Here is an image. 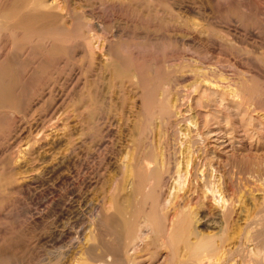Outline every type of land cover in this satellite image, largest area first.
I'll return each mask as SVG.
<instances>
[{"label": "rangeland", "instance_id": "obj_1", "mask_svg": "<svg viewBox=\"0 0 264 264\" xmlns=\"http://www.w3.org/2000/svg\"><path fill=\"white\" fill-rule=\"evenodd\" d=\"M60 5L64 15L76 10L74 12L78 19L74 21L68 16L51 25L44 19L34 25H19L14 16L2 17L3 24L0 19V25L3 26L0 27V40L4 41L2 44L0 42L4 46L0 63L11 57L10 60L14 59L15 62L12 61L19 64L11 75L15 93L18 91L21 97L25 96L21 99L23 104L20 105V112L16 110L10 114L6 109H0V197L10 200L7 208L0 211V264H61L64 260H59L58 263V258H52L60 249L71 253H68L71 261L65 258L63 264H77L79 258L76 256L80 257L82 245L75 244L74 238L78 235L88 237L86 223L89 224V219L99 209L94 202L98 198L108 197L111 192L114 166L123 165L131 153L144 155L149 149H154V146L155 154L162 157L160 160L157 157L154 161H157V165H163L161 170L165 178L168 176V170H165L173 166L172 151L175 156H180L182 170L184 160L195 155L194 158L198 156L202 161L206 160L209 168L206 166V181L212 182L218 195L223 191L222 188L226 190L223 194L230 202L225 218H222L217 193L211 195L208 191L207 198L200 194V188L196 190L198 195L190 205L194 207L184 209L189 212L192 210L194 220L199 221L202 211L211 220L206 227L201 224L202 220L196 222L198 231L200 229L204 235L218 233L221 220L225 221L227 218L232 223L228 239L229 236L232 239L224 240L225 243L220 242V245L226 244L227 248L234 249L239 243L242 244L246 233L251 237L246 245L250 249H261L260 255L242 252L246 253L247 258L242 253H235V259L231 257L230 261L227 258L228 261L226 259L223 264H230L232 261L233 264H263L264 0H61ZM19 9L26 10L28 7ZM44 29H47L46 35L56 31L54 33L61 32L67 36L59 53L50 59L49 56L44 58V43L35 41L44 33ZM96 32L98 36H93L92 33ZM26 38L33 41L26 43ZM89 40L96 42L92 55ZM19 50L22 52L21 56L24 54L22 57ZM108 52H111L110 55ZM27 53L37 61L44 58L47 65L39 67V72H30V69L22 67L28 61ZM61 53L64 54L57 56ZM133 66L136 69L133 70ZM198 66L201 72H206L195 74L193 69L200 71ZM140 77L143 78L142 83H139ZM203 77L211 82L218 78L217 81L222 80L220 84H226L227 80L232 83L235 79V90H241L238 94L236 91V97L225 94L222 99L214 95L212 89L206 90L207 93H201V90L197 93L191 91L190 102L187 97H180L187 94L188 89H192L191 82H200ZM156 87L157 90L165 88L166 92L170 90L167 94L173 102H179L181 106L183 103V107L188 102L187 105L193 108L191 111H183L185 115H181L184 117H173L171 123L162 125L159 115L153 117V122L152 119L150 122L146 121L145 110L153 106L149 92ZM179 97L181 101L175 100ZM201 98H208L206 108L200 105ZM179 117L182 120H178ZM151 123L153 126L148 125ZM222 143H230L233 151L230 147L222 151ZM198 158L196 161L200 162L201 159ZM120 170L122 172V168ZM120 176L123 177L122 173ZM198 197H202L203 202ZM177 202V199L173 201ZM145 206L146 210H150L149 203ZM172 208L169 215L175 212ZM192 208L199 209L197 211ZM155 209L158 211V208ZM258 219V224L253 223ZM251 223L256 225L252 226ZM244 229L247 232L242 234ZM230 231L236 232L229 233ZM237 232H240L239 236ZM146 235L149 241L152 233L147 231ZM95 240L91 239L90 242ZM218 240L219 236L216 237L217 244ZM179 245L184 250L180 249L177 259L182 261L186 258L182 255L181 259L183 251L184 255H189L184 244ZM164 246L163 243L156 260L160 262L155 264H166L169 260L168 249ZM74 252L79 255L75 256ZM147 252L144 249L141 253L148 256ZM146 263L148 264L147 260L142 264Z\"/></svg>", "mask_w": 264, "mask_h": 264}, {"label": "bare ground", "instance_id": "obj_2", "mask_svg": "<svg viewBox=\"0 0 264 264\" xmlns=\"http://www.w3.org/2000/svg\"><path fill=\"white\" fill-rule=\"evenodd\" d=\"M67 1V0H65ZM61 2V0H60ZM59 0H0V19L3 18H10V17H15L17 19V24H31L34 25L35 23H37L38 21L44 19L45 21H48L51 24L55 23L56 21H58V19H63L66 17H70L71 19H73L74 21L77 18V16H75V12L76 10H73V12H69L67 15H64L62 13L63 7L60 5ZM64 3V2H63ZM63 5V4H62ZM77 5V4H76ZM28 7V9L26 10H21L19 8H23V7ZM123 6V5H122ZM43 9V10H40ZM75 11V12H74ZM156 17V16H155ZM154 17V18H155ZM3 20L1 19V22ZM63 21V20H62ZM0 22V23H1ZM44 22V21H43ZM42 22V23H43ZM4 21L1 23L3 24ZM10 23V22H9ZM48 23V24H49ZM47 24V25H48ZM9 25V24H8ZM2 25H0L1 27ZM11 26V25H9ZM12 26L15 27V25L13 24ZM18 25H16L17 27ZM39 27V25H37ZM35 26V27H37ZM46 26V25H44ZM59 26V25H58ZM3 27V26H2ZM47 27V26H46ZM44 27V28H46ZM100 27V26H99ZM102 27V26H101ZM20 28V26H19ZM18 28V29H19ZM43 28V27H42ZM2 29V28H1ZM10 29V28H9ZM4 30V29H3ZM45 31H42L44 33H42L41 35H39L38 38H36L35 41H41L42 43H44V47H45V56H49V59L52 57H55L57 54V52L59 53V50L63 47L64 42H66L67 40V36L63 35L61 32L59 34L54 33V32H49L46 35L47 29H44ZM12 31V30H11ZM14 31V30H13ZM93 31V30H92ZM7 33V31L5 32ZM1 34V31H0ZM92 35L94 36H98L97 32L96 33H92ZM1 36V35H0ZM29 37V36H28ZM4 38V37H3ZM15 38V37H14ZM100 38V37H99ZM13 39V38H12ZM23 39V38H22ZM27 39V40H26ZM26 43H30L29 38H26ZM3 40V39H2ZM7 41V40H6ZM11 41V40H10ZM33 41V40H32ZM34 41V42H35ZM97 41V40H96ZM1 42V40H0ZM4 41L1 42V44ZM8 42V41H7ZM14 42V40L12 41ZM32 42V43H34ZM95 41L89 40V49H90V54L92 55L94 53L95 50ZM112 42V41H111ZM17 44V42H15ZM21 42H19L18 44H20ZM39 43V42H38ZM96 43V42H95ZM0 44V56H2V49L4 48L3 45ZM10 44V43H9ZM12 44V43H11ZM40 44V43H39ZM5 45V44H4ZM22 45V44H20ZM37 45V44H36ZM42 45V44H41ZM110 45V44H109ZM14 46V45H13ZM12 46V47H13ZM40 46V45H39ZM38 46V47H39ZM16 48L18 47L15 46ZM28 47V46H27ZM26 47V48H27ZM33 47V46H31ZM43 47V46H42ZM99 47V46H98ZM111 47V46H110ZM14 48V47H13ZM9 49V47H8ZM23 49V48H22ZM107 49V48H106ZM17 52V49H14ZM12 50V51H14ZM32 50V49H31ZM41 50V49H40ZM66 50V49H65ZM25 51V50H23ZM38 51V50H37ZM36 51V52H37ZM110 51V48L109 50ZM5 52V51H4ZM11 52V50H10ZM10 52L8 54H10ZM15 52V51H14ZM12 52V53H14ZM15 52V53H16ZM20 52V50H19ZM34 52V50H33ZM36 52L34 55H36ZM40 52V51H39ZM63 52V51H62ZM106 52V51H105ZM14 53V54H15ZM21 53H19V55L21 56ZM42 53V52H40ZM65 53V52H64ZM61 53L57 56H62ZM109 53V52H108ZM111 53V52H110ZM109 53V55H110ZM105 54V53H104ZM113 54V52H112ZM6 55V53L4 54V56ZM16 55V54H15ZM24 55V54H23ZM22 55V56H23ZM28 55V53H27ZM31 55V54H30ZM28 55L26 56V59L28 61H26L27 63L24 65L23 63L25 62H21L23 64L22 67H24L25 69H30L31 70H37L39 67L47 65V60L45 61L44 58L43 60L41 59V61H37L34 58H31V56ZM33 55V57H34ZM10 56V55H9ZM21 56V57H22ZM43 56V55H42ZM112 56V55H111ZM116 56V55H115ZM8 57V55H7ZM15 56H13L14 58ZM17 57V56H16ZM29 57V58H27ZM118 57V56H117ZM0 58V59H2ZM11 57H9V59L5 58L1 61L0 63V109H6L5 111L10 112V114H12V112H15L16 110L18 111L19 108L22 106V102L23 100L21 95L18 94L16 91L15 93V84H13V76L11 75V72L14 71V69L19 65L17 63H14V59L10 60ZM18 58V57H17ZM58 58V57H57ZM56 58V59H57ZM30 59V60H29ZM47 59V57H46ZM107 59V58H106ZM111 59V58H110ZM116 60V59H115ZM150 60V59H149ZM49 61V60H48ZM51 62H53V60H50ZM123 61V60H122ZM152 61V60H151ZM19 62V63H20ZM57 62V60H56ZM20 63V64H21ZM50 63V62H48ZM107 63V62H106ZM110 63V62H108ZM123 63V62H122ZM54 64V63H53ZM99 64V63H98ZM119 64V62H118ZM131 65V64H130ZM167 65V64H166ZM20 66V69H21ZM52 66V65H51ZM54 66V65H53ZM19 67V66H18ZM17 67V68H18ZM119 67V66H118ZM121 67V66H120ZM119 67V68H120ZM151 67V66H150ZM172 67V66H171ZM209 67V66H208ZM197 68V67H196ZM199 70L200 67L198 66ZM203 67H201L202 69ZM42 69V68H41ZM41 69L40 72H41ZM44 69V68H43ZM131 69V68H130ZM136 69L135 66H133V70ZM151 69V68H150ZM175 69V68H174ZM211 69V68H209ZM17 70V69H16ZM121 70V69H120ZM195 70V74L201 72L197 71V69H193ZM204 70V68H203ZM23 71V70H22ZM38 71V70H37ZM122 71V70H121ZM212 71V70H211ZM39 72V71H38ZM124 72V71H123ZM127 72V71H126ZM131 72V71H130ZM187 72V71H186ZM191 72V70H190ZM203 73H205L204 71H202ZM201 72V73H202ZM209 72V71H208ZM207 72V73H208ZM15 73V72H14ZM33 73V72H32ZM128 73V72H127ZM153 73V72H152ZM192 73V72H191ZM200 73V74H201ZM210 73V72H209ZM122 74V73H121ZM199 74V75H200ZM193 75V74H192ZM206 75V74H205ZM32 76V75H31ZM135 76V75H134ZM185 76V75H184ZM186 76H189L186 74ZM196 76V75H195ZM204 76V75H202ZM220 76V75H219ZM218 76V78H220ZM183 77V76H181ZM199 77V76H198ZM201 77V76H200ZM222 77V76H221ZM30 78V77H29ZM217 78V79H218ZM237 78V77H236ZM189 79V78H188ZM185 79V80H188ZM209 81L207 79V77H203L202 80L200 79V82H191L190 88L192 89H186V93L187 94H183V95H179L180 97H184L183 99H185L187 97V100L189 101L190 97L189 95H191V91H194V93L200 92H206V90H210L212 89V93L217 97H222L225 94H230V96H235L236 95V91L237 94L239 93L238 91L241 90H235V84L233 86V83L235 81V79H233L231 82L232 83H228L229 80H227L226 84H220V82L222 81ZM31 80V79H30ZM190 80V79H189ZM194 80V78H193ZM238 80V79H237ZM136 81V79H135ZM143 78L140 77L139 83H142ZM225 81V78H224ZM223 81V82H224ZM236 82V81H235ZM238 82V81H237ZM240 82V80H239ZM238 82V83H239ZM22 83V81L20 82ZM117 83V82H116ZM122 83V82H121ZM19 84V83H18ZM179 84V83H178ZM240 84V83H239ZM238 84V85H239ZM22 85V84H21ZM166 85V84H165ZM237 85V83H236ZM23 86V85H22ZM127 86V85H126ZM167 86V85H166ZM233 86V87H231ZM130 87V86H129ZM164 87V86H163ZM168 88V87H166ZM237 88V86H236ZM158 88H154L152 90V92H149V99L151 98V103L153 104L152 107H148L146 111V121L151 120V122H153V117L156 115H159V117L162 119V125L163 123H171L172 122V118H177V115H181L183 114V111L190 110L192 108H190L187 103L184 104L185 107H183V103L182 106L181 104L173 102L172 99L169 98V95L167 94V92H169L170 90H168L166 92L165 88H161L159 90H157ZM20 92V91H19ZM209 94H212V93ZM179 93V92H178ZM185 93V92H184ZM207 93V92H206ZM22 94V92H21ZM147 94V93H146ZM23 95V94H22ZM205 95V94H204ZM148 96V94H147ZM229 96V97H230ZM25 97V96H24ZM23 97V98H24ZM88 97V96H87ZM135 97V96H134ZM153 97V100H152ZM177 98L175 100L178 101ZM189 97V98H188ZM195 97V96H194ZM236 97V96H235ZM176 98V97H175ZM239 98V96H238ZM236 98V99H238ZM253 98V97H252ZM94 99V98H93ZM131 99V98H129ZM148 101H146V105H148ZM222 99V98H221ZM26 100V99H25ZM199 100V99H198ZM208 100V98H207ZM206 98L202 99L200 102V105L206 108L207 102ZM220 100V99H219ZM80 101V99H79ZM181 101V99H180ZM211 101V100H210ZM25 102V101H24ZM58 102V101H57ZM86 102V101H85ZM144 102V101H143ZM190 102V101H189ZM218 102V99H217ZM223 102V101H222ZM211 103V102H210ZM111 104V103H110ZM137 104V103H136ZM189 104V103H188ZM222 104V103H221ZM219 104V105H221ZM21 105V106H20ZM134 105V104H133ZM35 106V105H34ZM137 106V105H136ZM191 106V105H190ZM134 107V106H133ZM23 108V107H22ZM53 108V107H52ZM92 108V107H91ZM255 108V107H254ZM88 109V108H87ZM105 109V108H104ZM110 109V108H109ZM252 109V106H251ZM21 110V108H20ZM20 110L18 112H20ZM51 110V109H50ZM75 110V108H74ZM73 110V111H74ZM92 110V109H91ZM142 110V109H141ZM1 111V110H0ZM3 111V110H2ZM113 111V110H112ZM191 111V110H190ZM91 112V111H90ZM89 112V113H90ZM138 112V111H137ZM128 113V112H127ZM206 113V112H205ZM5 114V113H4ZM14 114V113H13ZM54 114V113H53ZM79 114V113H78ZM77 114V115H78ZM91 114V113H90ZM1 115V114H0ZM87 115V114H86ZM185 115V114H183ZM181 115V117L183 116ZM202 115V114H201ZM58 116V114H57ZM90 116V115H89ZM132 116V115H131ZM197 116V114H196ZM2 117V116H1ZM184 117V116H183ZM190 117V116H189ZM199 117V116H198ZM205 117V116H204ZM53 118V117H52ZM143 118V116H142ZM186 118V117H185ZM188 118V117H187ZM67 119V118H66ZM145 119V118H144ZM182 120V118L179 117L178 120ZM189 119V118H188ZM64 120V119H63ZM186 120V119H185ZM6 121V120H5ZM143 121V120H142ZM176 121V120H174ZM87 122V121H86ZM180 122V121H179ZM190 122V121H188ZM187 122V123H188ZM204 122V121H203ZM91 123V122H90ZM139 123V122H138ZM191 123V122H190ZM196 123V122H195ZM177 124V123H176ZM207 124V123H206ZM148 125H152L153 124H148ZM158 125V124H157ZM93 126V125H92ZM150 126V127H152ZM174 126V125H173ZM180 126V125H179ZM135 127H136V123H135ZM170 127V125H169ZM175 127V126H174ZM189 127V126H188ZM205 127V126H204ZM210 127V126H209ZM147 128V127H146ZM153 128V127H152ZM164 128V127H163ZM177 128V127H176ZM141 129V128H139ZM165 129V128H164ZM179 129V128H178ZM193 129V128H192ZM149 130V128H148ZM190 130V129H189ZM153 131V130H151ZM178 131V130H177ZM113 132V131H112ZM173 132V131H172ZM75 133V132H74ZM179 133V132H178ZM39 134V133H38ZM136 134V133H135ZM144 134V133H142ZM162 134V133H161ZM171 134V133H170ZM210 134V133H209ZM215 134V133H214ZM60 135V134H59ZM147 135V134H146ZM150 135V134H149ZM148 135V136H149ZM180 135V134H179ZM208 135V134H207ZM161 136V135H160ZM171 136V135H170ZM199 136V135H198ZM209 136V135H208ZM215 136V135H214ZM80 137V136H79ZM203 137V136H202ZM57 138V137H56ZM142 138V137H141ZM146 138V137H145ZM173 138V137H170ZM178 138V137H176ZM214 138V137H213ZM217 138V137H216ZM58 139V138H57ZM143 139V138H142ZM163 139V138H162ZM192 139V138H191ZM141 140V139H140ZM161 140V138H160ZM166 140V139H165ZM173 140V139H172ZM181 140V139H180ZM179 140V141H180ZM63 141V140H62ZM217 141V140H216ZM60 142V141H59ZM64 142V141H63ZM168 142V141H167ZM192 142V141H191ZM222 142V141H221ZM76 143V142H75ZM152 143V142H151ZM164 143V142H163ZM162 143V144H163ZM193 143V142H192ZM200 143V142H199ZM202 143V142H201ZM78 144V143H77ZM223 144V143H222ZM230 143H225L222 145V151L224 148L230 147L229 145ZM150 146V145H149ZM162 146V145H161ZM29 147V146H28ZM78 147V146H77ZM152 147V146H151ZM149 147V148H151ZM164 147V146H162ZM216 147V146H215ZM219 147V145H218ZM221 147V146H220ZM55 148V147H54ZM69 148V147H68ZM161 148V147H160ZM167 148V147H166ZM172 148V147H171ZM169 148V149H171ZM190 148V147H189ZM188 148V149H189ZM232 147H230L231 149ZM22 149V148H21ZM155 149V146H154ZM154 149L151 148V150L149 149V151H147L146 153H144V155H137V153H131V156L126 158L127 160L124 162L123 165H119L116 164L114 166V175H113V182H112V189L110 194L108 195V197H101L98 198L94 204L98 205L97 207L99 208L98 211H96L97 213L94 214L92 216L91 219H89V224L86 226H88V230L86 232L89 231V235L88 237H86L84 235V237H81L80 235L76 236L75 239V244L78 243V245H82V249L81 252L79 251V253H81V255L83 257H81V255L76 254L75 252V256L79 255L80 257L76 256L77 258H79V262L78 259L76 260L77 264H142L144 263L146 260L148 262V264H155L160 262V260L158 262H156L161 247L163 246V243L165 244L166 248L168 249V253H169V260L167 261L166 264H223L227 258H233L234 254L237 253L239 255V253L241 254L242 252L244 253L245 251L252 255V254H258L260 255L261 249H250L246 243L248 240H250L251 237H249L246 233L244 235V241L242 239V244L239 243L240 245L237 246V242H236V248L232 249L231 247L227 248V245H223V244H219L220 242L225 243L224 240L228 239V231L229 228H231V224L230 221H228L229 219H225V221H223L224 219H222L219 225V232H215L217 234H207L204 235V233L202 234L199 229V231L197 230L196 227V222H201L200 220H202L201 224H204L208 226L209 222L211 221L209 220V218L207 217L206 213H202L201 214V218H198V220H194V216L192 214V210L189 212V210H185L188 209L187 207L189 206V208L191 209V207L194 206H190L192 205L191 202L193 199H195V197L198 195V189L200 194H204V196L207 197V193H209L208 191L211 192V195H214L215 193H217L218 195V190H216V188L214 189L213 184L211 181H206V178H208L207 173H206V160L202 161L201 157L198 158V156H196L194 158V156L188 157L187 160L185 161V164L183 162V167L184 169L182 170L180 167V164L182 162L180 156H175V152L172 151L174 153V156H171L172 160H171V165L173 164V166L171 167L170 164H168L171 168L170 169H164L165 171H167L168 176L165 178V176L162 175V170H161V166L160 164L157 165V161H154L155 158H159V156H157L155 154V152L153 151ZM164 149V148H163ZM183 149V148H182ZM181 149V150H182ZM198 149V148H197ZM219 149V148H218ZM230 149L228 148V150L230 151ZM26 150V149H25ZM56 150V149H55ZM54 150V151H55ZM62 150V149H61ZM68 150V149H67ZM121 150V149H120ZM180 150V149H179ZM178 150V151H179ZM227 150V151H228ZM232 150V149H231ZM22 151V150H21ZM146 151V148H145ZM162 151V149H161ZM188 151V150H186ZM185 151V152H186ZM226 151V149H225ZM224 151V152H225ZM226 151V152H227ZM233 151V150H232ZM163 152V151H162ZM190 152V151H189ZM195 152V151H194ZM193 152V153H194ZM225 152V153H226ZM231 152V151H230ZM21 153V152H20ZM57 153V152H56ZM158 154V151L156 152ZM172 153V154H173ZM201 153V152H199ZM232 153V152H231ZM64 154V153H63ZM164 154V153H163ZM171 154V152H170ZM171 154V155H172ZM178 154V153H176ZM180 154V151H179ZM178 154V155H179ZM191 154V153H190ZM189 154V155H190ZM198 154V153H197ZM61 155V154H60ZM117 155H119L117 153ZM159 155V154H158ZM161 155V154H160ZM165 155V154H164ZM163 155V156H164ZM185 155V154H184ZM188 156V155H187ZM222 156V155H221ZM43 157V156H42ZM58 157V156H57ZM61 157V156H60ZM63 157V155H62ZM74 157V156H73ZM168 157L169 153H168ZM40 158V157H39ZM162 157L159 158V160ZM165 158V157H164ZM163 158V159H164ZM170 158V159H171ZM185 158V157H184ZM198 158V160L201 159L200 162L196 161ZM220 157H218L219 160ZM170 159L168 161H170ZM54 160V159H53ZM61 160V159H60ZM121 160V159H120ZM217 160V161H218ZM225 160V159H224ZM67 161V160H66ZM165 161V160H164ZM162 160V162H164ZM18 162V161H17ZM242 162V161H241ZM68 163V162H67ZM122 163V162H121ZM156 163V165H155ZM168 163V162H167ZM221 163V162H220ZM163 164V163H162ZM43 165V164H42ZM56 165V164H55ZM66 165V163H65ZM114 165V164H113ZM209 165V164H208ZM221 165V164H220ZM49 166V165H48ZM67 166V165H66ZM213 166V165H212ZM242 166V165H241ZM64 167V166H62ZM211 167V166H210ZM218 167V166H217ZM122 168V172H120ZM168 168V167H167ZM208 168V166H207ZM244 168V167H243ZM48 169V168H47ZM163 169V168H162ZM209 169V168H208ZM52 170V169H51ZM164 171V172H165ZM45 172V171H44ZM48 172V171H47ZM211 172V171H210ZM214 172V171H213ZM212 172V173H213ZM57 173V172H56ZM120 173H122L123 177L121 178ZM219 173V172H218ZM233 173V172H232ZM235 173V172H234ZM249 173V172H248ZM24 174V173H23ZM55 174V173H54ZM28 175V174H27ZM33 175V174H32ZM42 175V174H41ZM58 175V174H57ZM209 175V172H208ZM56 176V175H55ZM62 176V175H61ZM223 176V175H222ZM72 177V176H71ZM212 177V176H211ZM214 177V176H213ZM61 178V177H60ZM65 178V177H64ZM70 178V177H69ZM210 178V176H209ZM42 179V178H41ZM213 179V178H212ZM211 179V180H212ZM62 180V179H61ZM60 180V181H61ZM209 180V179H208ZM221 180V179H220ZM111 181V180H110ZM169 181V183H168ZM41 182V181H40ZM45 182V181H44ZM236 182V181H235ZM111 185V184H110ZM231 189V188H230ZM197 190V191H196ZM222 192L219 193L218 197H217V201L218 203H221V208L222 210H220L223 213V217L225 218L224 214L226 213L227 208H229V202L228 198L225 194H223L224 188H222ZM229 190V189H228ZM239 190V189H238ZM221 191V189H220ZM27 192V191H26ZM29 192V191H28ZM196 192V193H195ZM230 192V191H229ZM47 193V192H46ZM124 193V194H122ZM236 193V192H235ZM37 194V193H36ZM49 194V193H48ZM79 194V193H78ZM230 194V193H229ZM210 195V194H208ZM240 195V194H239ZM33 196V195H32ZM64 196V195H63ZM201 196V195H200ZM203 196V197H204ZM232 196V195H231ZM230 196V197H231ZM35 197V196H34ZM97 197V196H96ZM38 198V197H37ZM201 198L200 201H202V197H198ZM208 198V197H207ZM240 198V197H239ZM31 199V198H30ZM90 198H88L89 200ZM175 199H177V201L179 200V202L173 203V201H175ZM211 199V198H210ZM215 199V198H214ZM213 199V200H214ZM231 199V198H230ZM229 199V200H230ZM238 199V198H237ZM32 200V199H31ZM30 200V201H31ZM50 200V199H49ZM52 200V199H51ZM77 200V199H76ZM149 200V202H148ZM212 200V199H211ZM235 200V199H234ZM10 200H8V198L6 197H0V211H3L7 208V204L9 203ZM69 201V200H68ZM93 201V200H92ZM197 201V200H195ZM46 202V201H45ZM87 202V201H86ZM203 202V201H202ZM200 202V203H202ZM211 202V201H210ZM53 203V202H52ZM67 203V202H66ZM90 203V201H89ZM149 203L150 204V210H146V204ZM195 203V202H194ZM58 204V203H57ZM64 204V203H63ZM91 204V203H90ZM173 204L174 207H173ZM215 204V203H214ZM87 205V204H86ZM196 205V204H195ZM204 205V204H203ZM218 205V204H217ZM220 205V204H219ZM233 205V204H232ZM231 205V206H232ZM60 206V205H59ZM201 206V204H200ZM199 206V208H201ZM87 207H90V205ZM173 207V208H172ZM25 208V207H24ZM27 208V207H26ZM25 208V209H26ZM53 208V207H52ZM55 208V207H54ZM155 208H158V211H156ZM171 208L173 210H175L174 214L171 216V214L169 215V212L171 211ZM185 208V209H184ZM199 208H195L193 210H197ZM220 208V209H221ZM232 208V207H231ZM205 209V208H204ZM218 209V208H217ZM69 210V209H68ZM92 210V209H90ZM230 210V209H229ZM234 210V208L232 209ZM44 211V210H43ZM198 211V210H197ZM200 211V210H199ZM30 212V211H29ZM88 212V211H86ZM196 212V211H195ZM206 212V211H205ZM219 212V209H218ZM233 212V211H232ZM263 212V211H262ZM24 213V212H23ZM259 213V212H258ZM198 214V213H196ZM92 215V214H91ZM218 215V214H217ZM222 215V214H221ZM230 215V214H229ZM232 215V214H231ZM257 215V214H256ZM260 215V213H259ZM171 216V218H170ZM258 216V215H257ZM263 216V214H261V217ZM38 217V216H37ZM194 217V218H193ZM219 218H221L220 216H218ZM227 217V215H226ZM260 217V219H261ZM264 217V216H263ZM36 218V217H35ZM64 218V217H63ZM211 218V217H210ZM214 218V217H213ZM254 218V217H253ZM232 219V218H230ZM252 219V218H251ZM260 219L255 220L256 222L253 223H259ZM65 220V219H64ZM219 220V219H218ZM247 220V219H246ZM250 219H248L249 222ZM63 222V221H62ZM219 222V221H218ZM41 223V222H40ZM50 223V222H49ZM69 223V222H68ZM251 223L250 225H256ZM257 223V224H258ZM64 224V223H63ZM214 224V223H213ZM249 225V223H248ZM203 226V227H204ZM211 226V225H210ZM246 226V225H245ZM77 227V226H76ZM206 227V226H205ZM214 227V225H213ZM248 227V226H247ZM246 227V228H247ZM251 226H249L250 228ZM248 228V229H249ZM252 228V227H251ZM83 229V228H82ZM87 229V228H85ZM233 229V228H232ZM256 229V228H255ZM254 229V230H255ZM54 230V229H53ZM81 230V229H80ZM79 230V231H80ZM209 230V229H208ZM243 230V229H242ZM245 230V229H244ZM63 231V230H62ZM85 231V230H84ZM150 232L152 233L151 235V239L148 241L146 239V232ZM218 231V228H217ZM238 231V230H237ZM251 231V229H250ZM60 232V231H59ZM74 232V231H73ZM85 232V233H86ZM209 232V231H208ZM231 232H236V231H230ZM244 232H247L246 230L241 232L242 234H244ZM249 232V230H248ZM64 233V232H63ZM66 233V231H65ZM68 233V231H67ZM238 236L240 234V232H237ZM250 233V232H249ZM252 233V232H251ZM250 233V234H251ZM60 234V233H59ZM70 234V233H68ZM74 234V233H73ZM81 234V232H80ZM253 234V233H252ZM251 234V235H252ZM254 235V234H253ZM62 236V234H61ZM74 236V235H73ZM193 239H191L192 237ZM219 236V242L217 244L216 241V237ZM64 238V236H62ZM231 238V236H229ZM237 239V236H235ZM256 237V236H255ZM72 238V237H71ZM229 238V239H230ZM55 239V238H54ZM91 239H96L95 242H90ZM228 239V240H229ZM232 239V238H231ZM254 239V237H253ZM257 239V238H256ZM62 240V239H61ZM60 240V241H61ZM65 240V239H64ZM222 240V241H221ZM241 240V239H239ZM239 240H237L239 242ZM52 241V240H51ZM228 242V241H227ZM235 242V241H234ZM241 242V241H240ZM252 242V241H250ZM180 243H183L185 246V251L186 253L189 255L187 256L186 254L184 255L183 253H185L183 251V253L181 254V259H182V255L185 256L186 258L182 261H178L177 257H179L180 252L182 251L181 247H179ZM249 243V242H248ZM254 244V243H253ZM179 245V246H178ZM235 245V244H234ZM250 245V244H249ZM61 246V245H60ZM74 246V245H73ZM164 246V247H165ZM77 247V246H76ZM235 247V246H234ZM64 248V247H63ZM71 248V247H70ZM75 249V247H73ZM78 248V247H77ZM165 248V249H166ZM263 248V246H262ZM147 249V253L148 256L142 254L141 252ZM181 249V251H180ZM69 250V249H68ZM73 250V249H72ZM71 250V251H72ZM78 250V249H77ZM76 250V252H78ZM184 250V249H183ZM75 251V250H74ZM58 253L55 252L54 254V260L56 258H58V263L62 262L64 260L65 262V258H68V253L66 250L60 249V251H57ZM73 252V251H72ZM53 253V252H52ZM166 253V252H165ZM242 253V254H243ZM51 254V253H50ZM71 255V253H69ZM73 254V253H72ZM246 254V253H245ZM244 255V257H246ZM247 254V255H248ZM69 255V256H70ZM262 255V254H261ZM264 255V253H263ZM73 256V255H72ZM71 256V257H72ZM73 256V257H75ZM237 256V255H235ZM241 256V255H240ZM257 256V255H256ZM51 257V255H50ZM190 257V259L188 258ZM243 257V258H244ZM252 258V256H250ZM46 258V257H45ZM82 258V260L80 261V259ZM247 258V257H246ZM249 258V256H248ZM260 258H263L262 256ZM49 259V258H48ZM70 260V257L68 258ZM74 259V258H73ZM72 259V260H73ZM235 259V257L233 258ZM237 259V258H236ZM258 259V258H257ZM60 260V262H59ZM180 260V259H179ZM263 261V259H261ZM50 261H52L50 259ZM67 261V260H66ZM71 261V260H70ZM228 261V259H227ZM231 261V259H230ZM236 261V260H235ZM252 261V260H251ZM258 260H256V262H258ZM63 262V263H64ZM166 262V261H165ZM233 262V261H232ZM230 262V264L232 263ZM254 263L255 260L253 261ZM61 263V264H63ZM228 263V262H226ZM234 263V262H233ZM232 263V264H233ZM247 263V262H245ZM250 263V262H249ZM147 264V263H146ZM259 264V262H258ZM261 264V262H260ZM264 264V262H263Z\"/></svg>", "mask_w": 264, "mask_h": 264}]
</instances>
